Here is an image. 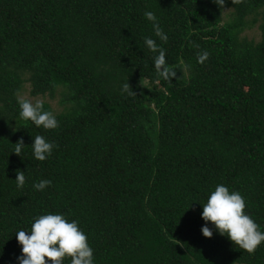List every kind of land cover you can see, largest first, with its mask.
<instances>
[{"label": "trees", "instance_id": "obj_1", "mask_svg": "<svg viewBox=\"0 0 264 264\" xmlns=\"http://www.w3.org/2000/svg\"><path fill=\"white\" fill-rule=\"evenodd\" d=\"M145 37L166 50L167 77ZM27 88L59 99L42 101L58 128L20 118ZM36 135L55 144L45 161ZM217 184L264 231V0H0V264H18L15 233L48 213L79 221L95 264H264V244L248 253L211 224L202 235Z\"/></svg>", "mask_w": 264, "mask_h": 264}, {"label": "clouds", "instance_id": "obj_2", "mask_svg": "<svg viewBox=\"0 0 264 264\" xmlns=\"http://www.w3.org/2000/svg\"><path fill=\"white\" fill-rule=\"evenodd\" d=\"M217 4L221 0H215ZM145 18L152 22L155 36L167 42L168 36L161 28L156 15L151 11L144 13ZM144 44L153 53L154 67L157 72L167 77L166 50L160 47L151 37L144 38ZM209 57L207 51L198 54V61L203 63ZM175 76V73H171ZM122 94L136 95L128 82L121 85ZM20 118L31 121L36 127L52 130L59 127L56 115L51 111L43 110V103L20 99ZM15 145L14 153L19 155L25 146L21 138ZM55 144L43 135H36L31 145L34 158L45 161L52 153ZM26 172L18 171L15 179L17 187L23 188L26 182ZM51 180L42 179L33 184L37 191L50 187ZM201 217L204 225L201 228L205 238L212 239L214 232L209 227L213 225L216 232L227 237L235 246L248 253H254L264 244V231L248 212L246 199L236 190H231L224 184H217L210 192L206 203L202 205ZM18 243L22 246L21 255L17 257L18 264H64L70 258L71 264H95L94 249L89 243L87 233L80 227L78 220H69L60 213L39 215L27 231L19 230L15 233Z\"/></svg>", "mask_w": 264, "mask_h": 264}, {"label": "rangeland", "instance_id": "obj_3", "mask_svg": "<svg viewBox=\"0 0 264 264\" xmlns=\"http://www.w3.org/2000/svg\"><path fill=\"white\" fill-rule=\"evenodd\" d=\"M244 35L250 40L261 41V31L259 29V25L253 27L252 29H249L248 31L245 32ZM24 98L30 99L33 103H35L36 101L42 102L44 100L50 101L57 111H59L61 109L58 98H56L54 100L44 99L42 97L37 98V99H33L30 96V89H28V88H27L26 94L24 95Z\"/></svg>", "mask_w": 264, "mask_h": 264}]
</instances>
